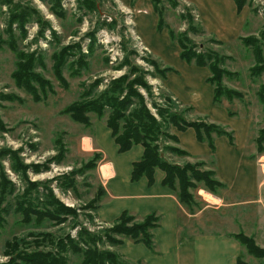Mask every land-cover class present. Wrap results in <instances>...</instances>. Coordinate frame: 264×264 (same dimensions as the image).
<instances>
[{
  "label": "rangeland",
  "instance_id": "obj_1",
  "mask_svg": "<svg viewBox=\"0 0 264 264\" xmlns=\"http://www.w3.org/2000/svg\"><path fill=\"white\" fill-rule=\"evenodd\" d=\"M52 1L0 0V175L4 171L16 188L14 193L6 194L2 203L0 263L9 262L14 256V252L11 253L13 246L11 248L8 243L21 241L19 250H52L53 254L63 256L68 264H82L83 254L74 251L68 242L75 239L80 242L79 246L89 248L92 243L85 245L80 241V232L84 230L97 236L96 244L92 246L96 245L99 250L116 251L122 257L116 250L118 245H111L106 239L108 231L118 220L107 223L97 216L98 206L105 195L98 173V165L103 156L92 151L90 134L93 133L95 120L107 124L108 113L99 117L91 112L90 124H84L75 121L63 110L78 100L84 89H92L94 94L100 93L113 79L126 74H129L130 80H138L134 89L145 98L157 118L158 107H173L188 120L208 122L213 119L215 123L233 131L234 140L230 143L226 135L215 136V140L224 137L228 143H215L216 151L205 160L206 165L200 167L202 170L218 168L220 176L225 173L235 178L238 185L246 175L252 180H264V104L259 95L264 86V74H251L250 68L255 63L253 49L241 40L242 36L253 35L264 44V0H247V19L239 38L232 36L228 28L220 25L216 14L221 10L214 9L212 4L215 0H199L203 2L201 6L193 0H190L191 5L179 0L178 8H173L168 1L162 2L169 27L176 32H189L200 50H215L228 55L225 66L239 72L238 77H226L224 82L229 87L241 90L244 93L243 99L235 98L231 101L224 98L220 103L212 102L211 99L214 86L205 78L211 73L209 68L181 57V48L172 40L168 28L159 29V16L151 0L155 13L145 18H142V14L138 20V12L142 10L135 11L126 0L127 6L120 0H98L99 8L92 12L81 10L80 0ZM220 2L225 3L224 13L229 19L230 10L226 0ZM187 11L194 16L196 28L202 27L199 32H192L189 20L182 17ZM137 36L142 41L137 40ZM212 38L222 43L213 42ZM85 43H88L87 51ZM68 45L73 48L70 50L72 56L67 57L62 70L67 81L64 84L54 71V55ZM92 45L94 48L90 51ZM19 53L23 59L20 61L26 64L25 73L32 71V77L38 73L47 82L45 87L34 83L40 100H36L14 80ZM126 58L128 63H124ZM165 67L170 69L165 72ZM164 80L169 81L172 87L178 89V94H182L189 102L181 104L172 93L164 89ZM95 82L97 84L94 86ZM198 89L204 92L202 102L189 100L193 99ZM169 97H172V103L167 101ZM133 98L138 101L137 97ZM230 111L235 114L231 115ZM173 128L175 126L170 127L172 134ZM86 133H90L87 139ZM260 137L263 141L259 152ZM168 144L176 145L172 140H168ZM167 155L172 162L179 163L181 159V164H194L203 160L170 153ZM95 158V166H88ZM14 164L20 167L19 170L14 168ZM35 164L40 166L39 170L35 169ZM239 164L240 167H237ZM234 166L240 175H235ZM29 181L43 183L39 186L40 192L33 189V197L45 198L42 195L43 185H49L62 204L74 210V213L64 211L58 223L48 218L39 222L34 215L26 221L16 201L29 187ZM200 189L209 194L206 195L207 200L198 193ZM191 192L195 202L191 210L194 211L207 205L222 206L218 195L227 194L223 188H218V194L213 192L204 182H199ZM96 198L100 200L95 202ZM228 198L239 201L244 196L235 194L228 195ZM255 200L246 205L236 203V207L226 208L225 214H222L224 209L209 208L199 221L195 220L194 225L201 232L229 228L243 231L264 249V185ZM230 216H233L231 221ZM45 233H49L51 239H43ZM62 244L65 249L60 248ZM7 250H10L9 254ZM241 258L246 264H264V253L254 254L246 245H243ZM122 260L127 262L123 257ZM17 262L26 264L22 260Z\"/></svg>",
  "mask_w": 264,
  "mask_h": 264
},
{
  "label": "trees",
  "instance_id": "obj_2",
  "mask_svg": "<svg viewBox=\"0 0 264 264\" xmlns=\"http://www.w3.org/2000/svg\"><path fill=\"white\" fill-rule=\"evenodd\" d=\"M135 0H132L134 2ZM164 0H151L154 5L155 11L158 13V27L159 29L168 28L169 34L172 40L176 41L180 48V55L188 62H195L198 66L208 67L210 75L207 77V81L214 86L215 103H220L224 98L234 100L235 98L243 99L244 93L236 88L229 87L225 84L224 79L226 77H238V71H232L225 66L228 55L220 54L215 50H200L193 38L190 37L189 32L181 31L176 32L173 28L169 27L165 18V8L162 6ZM170 3L173 8H178L180 5L179 0H165ZM237 4L238 12H241L246 6L247 0H235ZM54 2V0L52 1ZM80 8L86 12H92L99 8L98 0H80ZM183 18H187L190 24V30L194 33L199 32L200 26L194 23V16L190 11L183 13ZM241 40L246 46L252 47L255 63L250 68L252 75L264 74V44L262 41L253 35L242 36ZM213 42L221 44V40L212 38ZM95 44V42H94ZM78 45V44H77ZM73 46H65L60 53L54 55L55 64L54 71L56 76L64 84L67 81L62 74V70L65 67L67 57L72 56L70 51ZM94 46H90L92 51ZM16 69L14 70V80L18 86L25 87L36 100L41 98L38 96V90L34 83H39L45 87L44 78L38 73H34L32 77V71L28 74L25 73L26 64L22 63L23 60L20 53L17 55ZM43 64V62H41ZM83 63V61L81 62ZM124 63H128L126 58ZM157 66V62H155ZM36 65V64H35ZM123 66V64H121ZM36 66H34L35 68ZM158 67V66H157ZM170 68L165 67L163 70L167 72ZM31 74V75H30ZM28 76V77H27ZM165 74L163 75V78ZM140 80V79H139ZM137 79L130 80L129 74L113 79L110 84L100 93H93L92 89H84L80 98L73 101L71 104L64 108V112L70 114V116L77 122L84 124H90L91 112L96 113L99 117L108 113L107 125L111 129L112 136L119 146L120 152L128 151L132 146L141 144L144 147V153L139 161H136L133 165L132 180L136 181L142 177H147L150 183L155 180V171L157 168L162 169L165 172L163 183L175 190H177L180 201L192 209L195 206L194 194L191 192L192 188H196L199 182H204L205 186L217 193L218 188H225L226 185L220 181L216 176L215 169L202 170L206 164L205 160H198L193 163H176L172 162L167 153L176 154L178 156H190V153L179 147L178 145L168 144V140H172L175 143L179 142V137L176 134L170 132V127L175 126L180 131H185L189 127L195 129L198 140L207 142L213 154L216 151L215 136L226 135L229 137L230 142L234 140V133L232 130L226 129L224 126L215 122H207L205 120H188L178 110L171 108L158 107L159 118L148 107L145 98L134 89V84L137 83ZM141 81V80H140ZM97 82L94 83V86ZM259 95L264 104V86L261 87ZM133 96L137 97L134 100ZM172 103V97L167 99ZM190 109V108H187ZM231 115L235 113L230 111ZM263 138L258 139V150L261 151V143ZM96 158L91 160L87 165L95 166ZM36 170H39V165H34ZM19 170L20 167H15ZM24 171L23 169H21ZM0 220H3L2 203L6 198V194H12L15 191V184L6 176L4 171L0 175ZM43 183L40 181H29V187L25 188L23 193L17 199V207L23 213L26 221L30 220V217L34 215L36 220L41 222L48 218L54 220L56 223L62 220V213L68 211L74 213L71 208H66L64 204L56 197L53 190L49 185H43L42 195L45 198L37 199L31 194L33 189L39 190V186ZM40 199V200H39ZM100 200V199H98ZM97 198L94 200L98 201ZM43 201V202H42ZM159 216L156 213H150L142 220L137 221L136 217L128 211H124L118 221L113 225L107 233L106 239L111 245H119L123 242L122 237H130L137 242H143L148 247L153 248V233L152 230L159 223ZM120 236V237H119ZM233 236L242 244L246 245L254 254H263L264 249L256 245L252 236L246 235L243 231L233 234ZM43 239H51L49 233H45ZM97 236H92L86 230L80 232V241L85 245L92 243L96 244L95 240ZM18 241V240H17ZM9 242V241H8ZM18 241L14 244L8 243L14 252L13 258L9 262H3L0 264H19L22 262L26 264H68L67 260L61 255L53 254L52 250H35L29 252L27 250H19ZM53 242V240H52ZM74 251H79L83 254L82 264H129L123 262L122 257L116 251L113 250H99L90 245L89 248L79 246V241L71 239L68 242ZM37 245H40L37 242ZM65 249L62 244L60 247ZM8 254L10 250H7ZM16 252V253H15ZM137 264H143L141 262ZM238 264H246L242 261L241 256L238 258Z\"/></svg>",
  "mask_w": 264,
  "mask_h": 264
},
{
  "label": "crops",
  "instance_id": "obj_3",
  "mask_svg": "<svg viewBox=\"0 0 264 264\" xmlns=\"http://www.w3.org/2000/svg\"><path fill=\"white\" fill-rule=\"evenodd\" d=\"M120 1L123 5L128 2V5L135 11L142 10V12H138L137 20L142 14V18H145L151 13H155L150 0H137L135 3L131 0ZM193 1L200 6L203 5V2L199 0ZM183 2L190 5L192 3L190 0H183ZM212 5L216 11L221 10L216 14L220 20V25L228 28L233 34L232 36L239 38L243 23L247 19L246 8L244 7L241 12H238L236 1L226 0V5L230 10L229 19L230 17L231 19L229 20L224 13L226 11L224 2L215 0ZM148 46L154 50L149 43ZM209 75H206L205 78L207 79ZM164 89L172 93L181 104L189 102L182 94H178V89L172 87L169 81L164 82ZM212 91L211 99L213 102L214 87ZM203 98V90L198 89L193 99L189 100L202 102ZM209 121L214 122L213 119ZM93 127V133H86L85 138L90 137V134L92 151L101 153L103 156L98 165V173L105 192L101 204L98 206L97 216L107 223L116 222L124 211L130 212L136 217V220H142L150 213H156L160 218L158 225L152 230L153 248L130 237H122L123 242L116 246V250L129 264L139 262L143 264H238L243 245L233 236V234L238 233L237 231L229 228L227 230L201 232L198 231V227L194 223L195 220L199 221V218L209 208L224 209L222 214H225L226 208L236 207V203L245 204L257 201L255 198L260 195L264 185L262 178L252 180L246 175V178L242 179V183L238 185L235 178H230L225 173L220 176L218 168H214L217 178L226 185L223 189L226 190L227 194L218 195L222 206L207 205L203 209L194 211L180 201L177 190L163 183L165 172L162 169H156L153 183H150L145 176L136 181L132 180L133 165L142 158L143 145L136 144L128 151L120 152L106 122L95 120ZM173 133L179 137V142L176 145L190 153V156L185 157L207 160L213 155L210 145L205 141L198 140L194 128L189 127L185 131H180L175 127ZM222 141L227 142L224 137H217L215 143ZM178 161L183 163L181 159ZM237 167H240V164ZM237 167L234 166L236 168L235 175L237 173L240 175ZM235 194L244 196V199L233 201L228 198V195L233 196ZM232 218L233 216H230V221ZM249 234L253 235L252 233Z\"/></svg>",
  "mask_w": 264,
  "mask_h": 264
},
{
  "label": "built area",
  "instance_id": "obj_4",
  "mask_svg": "<svg viewBox=\"0 0 264 264\" xmlns=\"http://www.w3.org/2000/svg\"><path fill=\"white\" fill-rule=\"evenodd\" d=\"M127 11H128V9H127ZM126 11V12H127ZM106 35V34H105ZM104 35V36H105ZM137 40H139V41H142V40H140L139 39V37L137 36V38H136ZM110 41V40H109ZM113 41V40H112ZM87 44L88 43H85V50L87 51ZM142 44V46H143V42H140V45ZM144 47V46H143ZM144 48H146V47H144ZM198 193L200 194V195H202V197L203 198H205L206 200H207V197H206V195H209V194H207V192L206 191H204L203 189H200L199 191H198ZM209 199V198H208Z\"/></svg>",
  "mask_w": 264,
  "mask_h": 264
}]
</instances>
